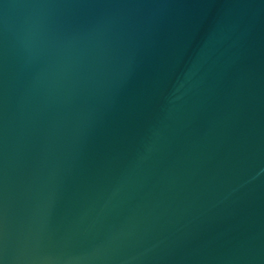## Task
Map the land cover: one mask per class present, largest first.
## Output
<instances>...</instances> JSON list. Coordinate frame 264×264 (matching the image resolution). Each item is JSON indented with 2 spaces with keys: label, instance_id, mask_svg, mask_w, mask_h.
<instances>
[{
  "label": "water",
  "instance_id": "obj_1",
  "mask_svg": "<svg viewBox=\"0 0 264 264\" xmlns=\"http://www.w3.org/2000/svg\"><path fill=\"white\" fill-rule=\"evenodd\" d=\"M0 264H264V0H0Z\"/></svg>",
  "mask_w": 264,
  "mask_h": 264
}]
</instances>
